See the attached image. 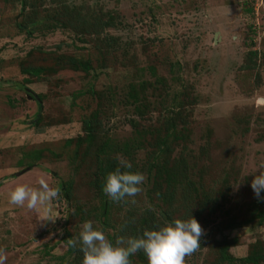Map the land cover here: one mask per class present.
<instances>
[{
	"label": "rangeland",
	"instance_id": "rangeland-1",
	"mask_svg": "<svg viewBox=\"0 0 264 264\" xmlns=\"http://www.w3.org/2000/svg\"><path fill=\"white\" fill-rule=\"evenodd\" d=\"M72 9H79L81 16H67ZM109 17H114L113 25L100 29ZM17 24L31 35L20 32ZM85 24L88 31L77 39ZM101 43L111 45L101 49ZM60 55L90 61L91 70H60L23 86L19 65L52 72ZM130 83L146 87V99H140L142 116L135 105L128 106ZM27 90L44 96L38 118L37 102L27 98ZM177 97L184 107L177 130L185 127L189 139H171L169 160L179 168L185 158L189 166L180 169L197 188L196 176L203 171V192L231 187L228 201L220 202L211 220L205 210L207 227L199 220L201 246L185 264H241L252 254L264 255V192L257 198L251 187L255 175L264 171V0H0L4 264H83L79 242L68 253V239L79 241L87 221L115 245L119 237L131 236L148 211L163 224L166 212L174 219L184 212L194 217L197 205L186 209L178 202L174 207L164 204L166 184L154 191L152 166L164 156L147 145L150 138L137 133L160 123L163 109ZM97 109V135L113 147L105 154L98 153L100 139L91 148L76 144L85 135L84 122ZM124 141L134 146L130 157L118 152ZM39 150H44V159L27 169L29 155ZM110 164L111 172L117 164L143 174L141 192L120 202L110 200L102 190ZM41 178L59 190L49 204L35 210L10 203L9 193L17 184L39 189ZM68 184L70 201L62 196ZM231 222L241 227L225 230ZM224 238L230 245L227 260L220 259Z\"/></svg>",
	"mask_w": 264,
	"mask_h": 264
},
{
	"label": "trees",
	"instance_id": "trees-1",
	"mask_svg": "<svg viewBox=\"0 0 264 264\" xmlns=\"http://www.w3.org/2000/svg\"><path fill=\"white\" fill-rule=\"evenodd\" d=\"M72 12H74L73 15H70ZM67 16H74L75 18H77L78 16H81V12L76 10V9H72L69 10L67 12ZM113 21H114V17H109V19L104 23L99 24V28L102 26L103 27H110L113 25ZM17 28L20 32L25 31L26 32V27L21 25V24H17ZM100 28V29H101ZM72 30L77 32V28L73 27ZM88 31V27L87 24H85L84 28L82 30H78L77 32V39H79L78 35L80 34L81 39L82 36L84 34V32ZM26 34L28 36L31 35V32H26ZM106 44L108 43L106 40L103 41ZM102 44V43H101ZM100 44V45H101ZM106 44H102V48L104 49L105 46H109ZM100 45H96V50H100ZM250 55H256L255 53H250ZM56 64H57V68L54 71H49L43 67H35V66H20V75L23 76V79L21 81V83L24 85H31L34 84L35 82H38L41 78V76L43 75H49V74H56L58 71L60 70H72V71H80V72H89L91 70V63L90 61H80L77 59H73V57L71 56H64V55H60L59 57L56 58ZM59 69V70H58ZM36 80V81H35ZM38 80V81H37ZM20 85V84H17ZM140 85V86H139ZM133 84L130 83L128 85V94H129V101H128V106H133L135 105V112H137L138 115L142 116L143 113L140 112V107L142 106V103L140 105V99L143 100L144 98L146 99V96L144 94V92L146 91V87L145 86H141V84ZM30 95V94H27ZM43 95H37V99L31 97L32 100H35L37 102L38 105V110H37V118L39 117V115H41L42 112V105H41V101L43 99ZM172 105L170 108L167 109H163L162 111V117L163 120L160 121V123H158L157 125H146L143 126L142 129H140V131H138V136L139 138H143V137H148L152 140V142L147 141V145H150V147L152 148V150H157L158 153L162 154V157L164 158L161 164H154L152 167L155 169V175H154V182H153V187H154V191L156 190H160L163 185L166 184L165 189H164V204H166L168 207H174V205L178 202L179 203V207H181V204H183L182 206L184 208L187 209V207L189 206L190 208L192 207L191 205L195 206L197 205V209L194 213V218L199 222H201V225L203 227H207V225L209 224V218L211 220V216H213L214 214H216V211L220 208V206H222L225 202L228 201V196L230 194L231 191V187L228 186L227 184H224L223 187H219V189L217 188H211L209 189L210 191L207 192H203V186L201 184L202 181V175L204 174L203 171H201L196 178L199 179L198 183L199 186L197 188V186L195 185V182L192 181V179L189 177L187 171L185 169H180V168H186L188 167V163L187 160L185 158L181 159V161H179L180 163V167L178 168L177 164L175 161L171 162L169 160V157L172 153V149L170 148V142L171 139L175 142L179 141H186L187 139H189L188 135H185V127L182 128V130H177L178 125L183 123V119L180 116V111L184 108L183 105L181 104V102L178 100V97L172 100ZM179 109V110H175L174 109ZM99 109H97L95 112H93L90 115V118L88 121L84 122L83 125V129L85 132V135L83 137H78L76 140V144L78 146H80L81 144H85L87 143V147L91 148L92 146V142H94L95 139H100V145L98 146V153L101 154H105L107 148L111 149L113 147L108 145V139H103L102 137H99L97 135V125L94 124V122H97L98 120V111ZM171 114V116H168ZM35 126L36 123H34ZM145 127V128H144ZM190 136V135H189ZM104 140V141H103ZM139 142V141H138ZM130 142L124 141V143L119 147L118 152L121 156L123 157H130L131 156V149L132 146L129 145ZM140 144V143H139ZM138 144V148H141V145ZM134 148V146H133ZM204 150V147L202 148V151ZM44 150H39L37 153H33L32 155H29V157H31V159H29V163L27 164V169H32L34 167H36V165L44 159ZM207 154V149L206 151H203V155ZM51 156V154H49ZM161 157V158H162ZM20 164H22V162H20ZM19 164V165H20ZM22 166V165H20ZM115 168L117 169V164L115 166ZM114 168V169H115ZM108 173L111 172V169H113V165H107L106 167ZM124 168H121V171H124ZM105 174V176H107V174ZM226 183V182H225ZM69 184L65 185V187L62 190V196L64 198V200L66 201H70V195H69V190H68ZM220 188H222V191L220 190ZM179 189L183 190V194L179 192ZM199 190H201L199 192ZM194 193V200L192 202H194V204H192L191 202V193ZM160 192V191H158ZM186 192L189 194V197H187ZM181 196V199H179V197ZM190 201L188 203H186L187 200ZM181 201V203H180ZM220 202H222V205L220 204ZM186 204V207H185ZM188 205V206H187ZM208 210V214L210 215H206V218H208L207 220L204 218V212L205 210ZM178 210V209H175ZM174 211V210H173ZM107 212V209H105L104 207L101 209V213L102 215H105ZM176 212V211H175ZM228 213L226 212L225 215H227ZM166 217L165 220L167 222H172L176 219L173 218L171 213L166 212L165 213ZM193 215V214H192ZM191 216H189L188 214H185V212L178 217L177 219L180 220H188L190 219ZM166 223L163 224L162 220H157L156 216L154 213H151L150 211H148V214L145 217L141 218L140 224L138 226H134L132 229V234L130 237H136L139 238L143 235V232L145 230H158L159 227L164 226ZM200 224V223H199ZM241 227L240 225L236 224L235 222H231L230 224H227L226 226H224L225 230H230V229H234V228H239ZM233 243H235V240H233ZM220 259L221 260H227L226 257V252L227 250L230 248V245L226 242V239L224 238L221 242H220ZM70 249L68 250V253H71L73 251L72 246L69 247ZM130 261L131 264H148V260L147 257L145 255V253L143 252V250L138 251L136 254L132 255L130 257ZM264 261V255L261 254H252L248 257H245L243 259L240 260L241 264H260V262Z\"/></svg>",
	"mask_w": 264,
	"mask_h": 264
},
{
	"label": "clouds",
	"instance_id": "clouds-1",
	"mask_svg": "<svg viewBox=\"0 0 264 264\" xmlns=\"http://www.w3.org/2000/svg\"><path fill=\"white\" fill-rule=\"evenodd\" d=\"M131 168V164L126 165ZM264 168V165H261ZM141 173L121 171L117 168L106 176L103 192L114 202L135 197L141 192V185L145 181ZM40 188H33L27 184H17L9 193L10 203L28 209L38 210L58 196V189H52L41 178ZM251 187L259 198L264 192V171H260L251 183ZM135 203V201H132ZM203 229L199 222L191 217L188 220L176 219L166 222L158 230H145L143 235L136 237H119L113 245L103 231L95 230L92 221L82 225L77 239H68V244L76 247L80 244L83 253V264H131L130 257L143 250L148 264H185V258L200 248V238ZM126 245V246H125ZM7 259L5 250L0 248V264Z\"/></svg>",
	"mask_w": 264,
	"mask_h": 264
},
{
	"label": "water",
	"instance_id": "water-1",
	"mask_svg": "<svg viewBox=\"0 0 264 264\" xmlns=\"http://www.w3.org/2000/svg\"><path fill=\"white\" fill-rule=\"evenodd\" d=\"M26 92L28 94H30V95L27 96V98L31 99V97H33V98L37 99V95H35L34 93H32L30 90H27Z\"/></svg>",
	"mask_w": 264,
	"mask_h": 264
}]
</instances>
